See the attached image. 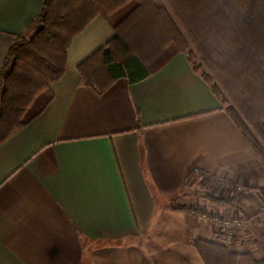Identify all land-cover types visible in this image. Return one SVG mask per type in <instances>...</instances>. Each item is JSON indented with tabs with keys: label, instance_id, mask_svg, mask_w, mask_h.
<instances>
[{
	"label": "crops",
	"instance_id": "0c3cea01",
	"mask_svg": "<svg viewBox=\"0 0 264 264\" xmlns=\"http://www.w3.org/2000/svg\"><path fill=\"white\" fill-rule=\"evenodd\" d=\"M42 6L0 0V70ZM113 36L102 17L76 36L52 100L0 145V264H205L195 242L216 227L177 208L199 173L215 198L224 181L244 189L204 208L240 216L238 249L264 258L262 159L184 54L139 83L84 85L78 66Z\"/></svg>",
	"mask_w": 264,
	"mask_h": 264
},
{
	"label": "trees",
	"instance_id": "16d2710c",
	"mask_svg": "<svg viewBox=\"0 0 264 264\" xmlns=\"http://www.w3.org/2000/svg\"><path fill=\"white\" fill-rule=\"evenodd\" d=\"M39 16L14 37L0 70V145L52 100L74 38L96 18L114 36L78 66L82 83L102 94L119 79L142 82L178 54L210 85L264 162V0H42ZM33 31L30 38L28 32ZM215 82V85H213ZM47 94L42 108L29 114ZM224 107V106H223ZM206 178L204 173H199ZM210 196L218 206H235ZM205 264H264L251 252L198 240Z\"/></svg>",
	"mask_w": 264,
	"mask_h": 264
},
{
	"label": "rangeland",
	"instance_id": "374dc122",
	"mask_svg": "<svg viewBox=\"0 0 264 264\" xmlns=\"http://www.w3.org/2000/svg\"><path fill=\"white\" fill-rule=\"evenodd\" d=\"M32 34H33V31L28 32L27 37L30 38L32 36ZM213 85H215V82ZM46 99H47V94L41 95L37 99V101L33 105V107L31 108L29 114L36 112L44 104ZM223 106H224V108H226L228 110L230 109V107H232L229 104H223ZM211 186H212V182H210L209 179H207V178L198 179L194 184H191L189 186L190 187L189 192L182 196L181 201L177 205L178 206L177 208L184 206L188 210H190V209L198 210V211H201L203 214H206L205 217L220 215V216L225 217V218H233V217L239 218L240 216H226V215H222L219 213H210V214L207 213L204 206L205 207H207V206L212 207L213 203L210 199V196L216 197V194L214 193V188H212ZM226 191H228L230 194H228V195L223 194L224 199H227L228 196L232 194V192L230 190H226ZM256 212H257V210L254 211L253 215H255Z\"/></svg>",
	"mask_w": 264,
	"mask_h": 264
},
{
	"label": "built area",
	"instance_id": "2783aa9c",
	"mask_svg": "<svg viewBox=\"0 0 264 264\" xmlns=\"http://www.w3.org/2000/svg\"><path fill=\"white\" fill-rule=\"evenodd\" d=\"M225 190H230L232 193L242 194L244 189L238 184L224 181L220 184ZM259 207L254 216L264 217V198H259ZM217 230V234L220 240L229 248L237 244V236L239 232L243 229L244 220L242 218H225L220 215H215L211 217H206Z\"/></svg>",
	"mask_w": 264,
	"mask_h": 264
}]
</instances>
